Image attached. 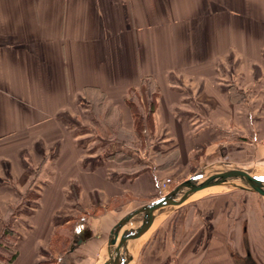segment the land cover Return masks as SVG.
I'll list each match as a JSON object with an SVG mask.
<instances>
[{
  "label": "crops",
  "instance_id": "0c3cea01",
  "mask_svg": "<svg viewBox=\"0 0 264 264\" xmlns=\"http://www.w3.org/2000/svg\"><path fill=\"white\" fill-rule=\"evenodd\" d=\"M251 67L262 69L264 84V0H0V227L15 199L29 191L41 196L35 235L21 237L18 215L9 218L18 241L16 258L6 264H99L107 228L154 193L160 178L149 163L139 170L131 154H81L91 141L76 140L84 134L76 136L70 121L91 122V101L116 108L128 128L136 118L129 93L145 91L147 100L144 86L151 85L148 127L177 132L187 148V132L218 130L211 119L188 123L199 117L190 102L207 101L194 109L202 117L234 118L240 97H232L228 69ZM257 152L264 157V143ZM69 178L76 180L72 206L114 204L75 220L69 246L48 252L44 244L69 223L53 213L71 192L61 182ZM213 201L182 203L172 222L152 226L134 264H247L248 249L264 264L256 253L264 255V206L261 241L250 236L248 217L234 227L229 211Z\"/></svg>",
  "mask_w": 264,
  "mask_h": 264
},
{
  "label": "rangeland",
  "instance_id": "374dc122",
  "mask_svg": "<svg viewBox=\"0 0 264 264\" xmlns=\"http://www.w3.org/2000/svg\"><path fill=\"white\" fill-rule=\"evenodd\" d=\"M228 71L232 74L226 77V79L231 82V85H233L230 91L231 94L234 95H232V97H234V100L240 97L239 100L237 99V102L239 103L235 104L237 110L236 113L239 114H235L234 118L232 117L233 114L227 115L226 112H220V116L206 115L207 117H202V115L195 112L194 109L198 104L201 105V102L205 103L207 101L199 98L191 101L190 103H194L196 107L193 105L194 107L191 106L192 108L189 107L188 109L193 110V112L199 117H190L191 120H189L188 117V123L192 124L194 120H196V123H201L200 119L207 121L211 119L214 121L218 130L214 129V131H209L205 129L199 132H187L188 138L185 141L187 142V145H189L187 148L182 144L179 145L178 141L180 140L178 139L177 132L156 131L150 125V128L148 127L147 123H149L148 120H150V118L147 113H149L150 107H147V105H150L154 93L156 95V92L153 90L151 85H146L144 86L145 90L149 93L147 100L143 98L145 91L139 90L136 92L134 90L129 93V97L132 99L131 101H134V103L137 102L138 111L139 105L141 104V101L138 100V98L142 97V102L143 104L145 103L143 107L140 105V107H142L140 110L142 111L140 112L142 117L137 114L136 118H133L134 123L131 127L127 128L125 125L120 123V117L116 108H113L107 103L100 105L98 101H91L89 104V107L91 108L89 117L95 121L94 123L92 120L91 122L86 120L84 121L80 117L73 118V120L77 123H74L75 121H70L71 124L77 125L73 129V133L76 136L84 134L75 138L76 140L80 139L81 141H91L90 145L92 146L87 148L83 147V151L81 148V154H84V151H90L85 154H90L91 157H95L98 154H102L104 156H110L113 154L117 156L131 154L134 159L132 163L137 164L136 168L139 170L142 169L143 165L149 163L148 165L150 168L158 170L157 175L160 179L157 181L170 179V182H168V185L164 189L161 188L159 190L155 187L154 193L148 200L143 201V203L166 193L175 184L209 164L221 163L226 166L242 168L247 170L250 174L257 171L262 173L264 170V157L257 152V148L262 146V143H264V133H262V130H264V84L262 83V69L259 67H251L246 69H228ZM199 90L200 87L198 85L193 86L194 92L197 93ZM243 93L244 96H242ZM84 122L85 125H78ZM140 123L141 125L139 126ZM204 126V124H199L196 129ZM82 127H89L90 131L81 129ZM143 128H146V130L143 131ZM71 132L72 131H68L69 135L67 132L62 135L70 140L72 137H70ZM119 143H122L123 146L118 145ZM227 144L228 146H224V148H222L223 145ZM181 149L183 150L182 152ZM222 149L224 151V155L220 157ZM46 181L47 180L44 182ZM75 181L76 180L74 178L65 179L64 181L61 180V182H63L62 186L64 189L70 188L71 192L69 191L68 196L65 194L64 204L58 209H55L53 213L62 217L58 223H66L67 221H69V223L64 224V228L58 226L60 231L59 234H56L55 240L52 244H44V247H46L44 250L46 249L48 252H50L52 248H55L56 251H58L59 249L62 250V248L65 249L69 246L66 242V237L68 236L71 225L73 223L75 224V220L78 221L81 219L80 217L86 218L89 215L92 216L94 214L102 213L104 208L110 207L112 203L114 204V201L103 202L102 204H98L93 207H85L87 210H85L79 202H74L75 204L72 206L73 197L76 201ZM10 182L12 185L18 184L14 179ZM27 182L29 183V179H27L26 183ZM28 194L29 195L18 197V199L13 201V203L11 202L12 204L10 205L11 207L9 213H6L4 216L5 221L3 225H1L0 230L2 227L6 226L12 228L17 235L15 244L13 240L11 241L7 240V238H1L4 245H6V248L3 250L0 246V253H5V257L11 255L14 248L16 249L18 241L17 231L11 225L12 222L9 221V218L14 214L18 215L19 220L22 223L21 237L26 238L30 233L33 235L36 234L35 230H37L36 227L39 225L38 220L40 219L39 216L41 210L38 206L41 205V196L40 194H36L38 199H35L36 196L34 197L32 192L29 191ZM212 197L214 200L216 199V202H213L218 204L224 212L229 211V215L232 216L231 221L233 222L234 227H236V225H238V223L245 216L248 217L247 227L250 236L255 238L257 235V237L262 241V226L260 228V224L262 225V206H264L263 197L259 196L257 193L245 192L237 189L207 187L190 196L185 202H183L182 205L184 207L189 204H196L198 201H203L204 199H210ZM32 199H35V201H32ZM180 207L181 206H178L167 212V214L158 217L154 222L153 227L172 222L178 214ZM163 225L161 227H163ZM56 228L54 229V232H56ZM235 229L234 231L236 233L238 228ZM32 245L33 244L31 243H27L26 246L34 253V246ZM258 251L256 253L261 258L262 256L264 258L262 252H260V250ZM49 257L50 256H46L45 259L47 260ZM66 260L67 257L64 256L59 259V262L66 263ZM0 263L6 264V261L0 260Z\"/></svg>",
  "mask_w": 264,
  "mask_h": 264
},
{
  "label": "water",
  "instance_id": "95a60500",
  "mask_svg": "<svg viewBox=\"0 0 264 264\" xmlns=\"http://www.w3.org/2000/svg\"><path fill=\"white\" fill-rule=\"evenodd\" d=\"M263 174L221 163L206 165L175 184L166 193L121 213L103 236V250L99 264H134L139 241L156 219L180 206L196 192L207 188L237 189L257 193L264 198ZM247 264H257L246 250Z\"/></svg>",
  "mask_w": 264,
  "mask_h": 264
},
{
  "label": "trees",
  "instance_id": "16d2710c",
  "mask_svg": "<svg viewBox=\"0 0 264 264\" xmlns=\"http://www.w3.org/2000/svg\"><path fill=\"white\" fill-rule=\"evenodd\" d=\"M129 105L132 109V112L135 114V116H137L136 106H135L134 102L130 101ZM73 229H74V223L69 228L68 236H71ZM56 230H57V228H56ZM1 238L2 239L7 238V240H11V241L13 240V242L15 244V241L17 240V235L15 234V232L13 231L12 228H9L6 226L2 227V229L0 230V243H1L0 246L4 250L6 248V245H4L3 240H1ZM63 250H64V248H63ZM16 256H17V250L14 248V251L11 253V255H8L7 257H5V253H0V260L6 261L7 263H11L16 258Z\"/></svg>",
  "mask_w": 264,
  "mask_h": 264
},
{
  "label": "built area",
  "instance_id": "2783aa9c",
  "mask_svg": "<svg viewBox=\"0 0 264 264\" xmlns=\"http://www.w3.org/2000/svg\"><path fill=\"white\" fill-rule=\"evenodd\" d=\"M168 182H170V179H165V180L157 181L156 188H158L159 190L161 188L164 189L168 185Z\"/></svg>",
  "mask_w": 264,
  "mask_h": 264
},
{
  "label": "bare ground",
  "instance_id": "6f19581e",
  "mask_svg": "<svg viewBox=\"0 0 264 264\" xmlns=\"http://www.w3.org/2000/svg\"><path fill=\"white\" fill-rule=\"evenodd\" d=\"M264 173V170H263V172L261 173V172H254L253 174H255V175H259V174H263ZM161 216H163V214H161L159 217H161Z\"/></svg>",
  "mask_w": 264,
  "mask_h": 264
},
{
  "label": "flooded vegetation",
  "instance_id": "af4514ba",
  "mask_svg": "<svg viewBox=\"0 0 264 264\" xmlns=\"http://www.w3.org/2000/svg\"><path fill=\"white\" fill-rule=\"evenodd\" d=\"M245 244H247V243L245 242ZM248 250H249V249H248ZM249 253H250V251H249ZM257 261H258V260H257ZM257 261H256V262H257ZM257 263H258V262H257Z\"/></svg>",
  "mask_w": 264,
  "mask_h": 264
},
{
  "label": "snow or ice",
  "instance_id": "6c2138e0",
  "mask_svg": "<svg viewBox=\"0 0 264 264\" xmlns=\"http://www.w3.org/2000/svg\"><path fill=\"white\" fill-rule=\"evenodd\" d=\"M260 179H264V177H261Z\"/></svg>",
  "mask_w": 264,
  "mask_h": 264
}]
</instances>
